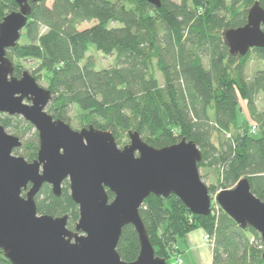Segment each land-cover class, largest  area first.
Here are the masks:
<instances>
[{
  "label": "trees",
  "instance_id": "trees-1",
  "mask_svg": "<svg viewBox=\"0 0 264 264\" xmlns=\"http://www.w3.org/2000/svg\"><path fill=\"white\" fill-rule=\"evenodd\" d=\"M47 1L30 3L21 32L26 43L6 52L17 79L22 72L15 60H37L31 75L36 82V73L46 71L52 95L47 114L68 125L76 107L82 112L81 129L108 131L115 140L137 132L155 149L191 141L201 153L198 170H212L218 189H232L246 178L250 192L264 202V112L256 108L264 95V70L247 76L250 55L264 61V49L231 56L223 38L226 30L246 24L254 3L264 10V0H160L158 8L147 0ZM15 11L14 0H0V21ZM90 22L94 24L78 30ZM90 47L114 56L115 65L96 70L92 58H86ZM240 100L254 121L250 125L237 123ZM23 123L18 116L0 119L4 129H19ZM37 151L25 160L36 159ZM64 184L60 197L43 185L35 197L36 210L38 215L67 216V228L73 231L78 207ZM211 208L202 217L192 215L174 195L145 199L139 215L155 256L170 264L178 250L174 244L201 229L212 239L211 264H264L259 234L250 227L240 229L220 208L216 214ZM116 251L124 262L136 260L139 242L131 225L122 229ZM0 264H11L1 251Z\"/></svg>",
  "mask_w": 264,
  "mask_h": 264
},
{
  "label": "water",
  "instance_id": "water-1",
  "mask_svg": "<svg viewBox=\"0 0 264 264\" xmlns=\"http://www.w3.org/2000/svg\"><path fill=\"white\" fill-rule=\"evenodd\" d=\"M14 1L18 11L0 21V114L31 124L39 147L31 162L14 156L21 141L0 125V251L11 264H166L155 256L139 210L151 195H174L192 215L211 214V196L198 170L199 149L186 139L155 149L131 131L129 143L120 149L108 131L92 126L74 131L54 120L45 111L51 93L27 72L19 79L13 77V64L6 57L27 24L30 3L44 0ZM147 1L160 7V0ZM223 38L231 56L264 49V10L254 3L246 24L226 30ZM64 181L78 207L73 231L67 228V216L38 215L36 210L35 197L42 186H50L60 197ZM107 192L113 195L111 200ZM214 200L240 229L250 227L259 234L264 260V202L250 192L248 180L219 191ZM128 225L139 242L138 256L130 263L116 251Z\"/></svg>",
  "mask_w": 264,
  "mask_h": 264
},
{
  "label": "rangeland",
  "instance_id": "rangeland-1",
  "mask_svg": "<svg viewBox=\"0 0 264 264\" xmlns=\"http://www.w3.org/2000/svg\"><path fill=\"white\" fill-rule=\"evenodd\" d=\"M131 2L133 4H137V0H131ZM50 3H51V0H48L47 5H50ZM93 24L94 22L81 24L80 26H78V30H83L85 28L92 26ZM23 33L21 35V38L18 41L19 45H24L26 43L25 34ZM87 57L92 58V60L95 63L96 70L111 68L115 65L114 56H104L100 54L99 52L95 51L93 47H90L88 49L86 53V58ZM13 62L15 66L18 69H20L22 73L27 72L30 75H32V72L34 73L37 70L38 65H39L37 60H15ZM258 70H264V61H258L255 59L253 55H250L249 64L247 68V76L252 77L255 74V72ZM36 76L39 77V80L36 82L38 86L47 90L48 75L46 71L37 72ZM24 102L28 103L26 101ZM239 107H240V113H238V116H237V123L241 124V122H246L248 123V125L252 124L254 121L249 115L246 102L243 100H240ZM256 108L259 113L264 112V95H261L260 98L256 101ZM46 110H47V107L45 111ZM4 115L5 114H1L0 119L1 118L4 119ZM68 117H69V121H68L69 127L74 131H79L81 129L79 125L82 122V118H81L82 112L78 108L74 107L72 111L69 113ZM27 124L29 123L26 122V123L21 124L19 129L17 128L5 129L6 133L12 136H16L17 138L20 139L22 145L19 148L20 151H19L18 157H22L24 159H25L26 154L31 153L34 149H38L39 147L37 131L34 129V127L31 124L30 125L32 126V128H27L26 127ZM115 141H116L118 148L121 149L124 145H127L129 143L127 133L121 134V136H119V138ZM199 175L202 177V182L206 187L216 190V192H214L213 194L209 193L211 196V202H212L211 206L215 207L216 210L214 211V213L216 214L218 210V206L216 205L214 201V197L221 190L217 188L218 184H217L215 175L212 170L203 169V168L199 169ZM65 182L68 183L67 181H64L62 184V187L65 186L64 184ZM196 230L202 231L201 229H196ZM202 235H203L202 236L203 246L211 252L209 244L206 243L204 240V237L207 234L204 231H202ZM174 248H177L178 250L176 252V256L171 255V258L169 260L170 264H176L179 259L182 261V264H183V260H185L184 264H192V262H190L188 259L189 256L187 255V253H185L186 251L183 249L181 241H178L177 243H175ZM181 257L183 258V260Z\"/></svg>",
  "mask_w": 264,
  "mask_h": 264
},
{
  "label": "crops",
  "instance_id": "crops-1",
  "mask_svg": "<svg viewBox=\"0 0 264 264\" xmlns=\"http://www.w3.org/2000/svg\"><path fill=\"white\" fill-rule=\"evenodd\" d=\"M202 236V231L195 230L186 236L185 242H182L183 249L192 264H211V252L203 246Z\"/></svg>",
  "mask_w": 264,
  "mask_h": 264
},
{
  "label": "built area",
  "instance_id": "built-area-1",
  "mask_svg": "<svg viewBox=\"0 0 264 264\" xmlns=\"http://www.w3.org/2000/svg\"><path fill=\"white\" fill-rule=\"evenodd\" d=\"M251 132L252 133H255L256 132V127H252L251 128ZM204 240H205V242L206 243H208L209 244V246H210V249L212 248V239L208 236V235H205V237H204ZM176 264H182V261L179 259L178 261H177V263Z\"/></svg>",
  "mask_w": 264,
  "mask_h": 264
},
{
  "label": "flooded vegetation",
  "instance_id": "flooded-vegetation-1",
  "mask_svg": "<svg viewBox=\"0 0 264 264\" xmlns=\"http://www.w3.org/2000/svg\"><path fill=\"white\" fill-rule=\"evenodd\" d=\"M215 198V197H214ZM215 201V200H214ZM212 203V202H211ZM212 212V211H211Z\"/></svg>",
  "mask_w": 264,
  "mask_h": 264
}]
</instances>
